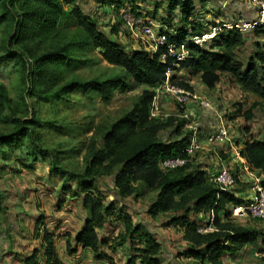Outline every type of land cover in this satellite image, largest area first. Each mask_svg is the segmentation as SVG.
I'll return each instance as SVG.
<instances>
[{"label": "trees", "instance_id": "16d2710c", "mask_svg": "<svg viewBox=\"0 0 264 264\" xmlns=\"http://www.w3.org/2000/svg\"><path fill=\"white\" fill-rule=\"evenodd\" d=\"M20 1L24 6H19ZM137 1L101 0L105 5L116 7H124L125 3H129V12L133 16L142 17ZM193 1L167 0L165 4L155 3L154 12L158 11L159 6L163 10L161 24L166 23L165 20L170 21L173 16L177 18L175 25L168 23L167 28L161 26L157 29L165 34L167 43L178 45L188 35L202 34L204 24L191 19L197 11ZM66 5L71 6L70 12L79 28V31L72 35H65L58 26ZM0 9V18L9 17L13 24L12 38L24 48L15 55L23 61L25 53L30 54L34 70H31V64L24 60L27 70L32 75L34 73L33 80H36L37 85L44 91L42 93L48 98L66 96L78 90L85 95H95L106 103L111 99L113 92L126 89L127 81L143 86L129 110L109 124H98L95 127L87 144L84 167L80 172H68L60 167L52 168L66 175L60 188L61 194L79 199L86 211L81 230L73 239L66 234L68 253L75 251L74 246L81 245L83 248H90L96 258L102 257L99 253L101 240L98 230L104 227L109 216L114 215L123 223L124 233L118 236L120 242H133L137 239L140 246L135 248V251L139 263H161L158 258L161 244L154 238L149 227L144 222L134 224L124 208H117L113 202L106 201L97 183V177L102 175L113 176L114 191L121 201L139 194L138 183L149 190H157L156 198L149 205L147 212L152 216L158 212H173L172 222L181 227L182 238L187 244L179 253L180 256L206 259L210 264H223L220 259L222 255H236L246 245L256 246L260 238L264 243L262 229L235 225L227 220L226 205L240 204L243 200L232 191L219 190L207 180L194 161L168 171L159 168L158 161L173 156L184 148L190 136L180 132L182 122H179L172 131L170 130L169 135L162 137L161 133L170 128L176 119L172 116L162 118L150 115L155 97L154 88L166 80L168 68L195 74L201 83L210 89L214 88L225 74L242 91L252 93L264 101V48H258L244 65L236 58L235 53L236 49L244 44V33L234 27H220L214 32L208 49L188 41L185 46L186 57L174 62L173 57L165 54V49L150 53L139 48L127 52L119 42L100 30L96 20L77 5V0H0ZM156 15L157 13H154L149 17L154 19ZM254 31L264 33V28L256 27ZM96 49L104 61L121 68L123 75L103 80H83L73 76L66 80V67L76 65L80 61L78 54ZM29 73L25 77L26 93H33V80L30 82L32 75L29 76ZM175 77L172 76L171 81L192 91V86L183 78L175 80ZM8 102L5 87L0 83V110L7 107ZM235 107L236 115H239L241 107L239 104ZM240 115H243L246 121L250 120L252 108ZM245 130L248 131V127ZM25 133L26 130L21 125L12 132L0 133V146L21 145V136ZM28 137L32 139V132ZM39 150L43 151L41 148ZM36 151V148H31L26 152L34 164L38 162ZM0 152L3 153V150ZM239 153L253 168L264 171V137L245 140ZM28 168L32 169L31 166ZM179 171L185 172L182 175L174 174ZM72 182H75L76 186H72ZM1 205L0 202V209ZM210 210H213L216 216V229L211 232H198L197 221L190 214L207 213ZM220 214L224 215L223 221L219 218ZM40 232L41 247L35 248L24 259V264H61L54 247V234L44 227L42 215L34 223L33 236L37 237Z\"/></svg>", "mask_w": 264, "mask_h": 264}, {"label": "rangeland", "instance_id": "374dc122", "mask_svg": "<svg viewBox=\"0 0 264 264\" xmlns=\"http://www.w3.org/2000/svg\"><path fill=\"white\" fill-rule=\"evenodd\" d=\"M166 1H137L141 18L151 21L156 31L161 26L167 28L168 23L172 25L177 23V18L173 16L170 21L165 20L166 23L161 24L163 15L161 6L158 7L157 12L153 11L155 3L165 4ZM18 4L24 6L22 1ZM193 4L197 11L193 13L191 19L204 24L198 44L206 49L211 44L214 32L217 30L215 28L220 24H239L242 21H251L255 17L254 10L246 9L244 0H194ZM77 5L96 20L100 30L119 42L125 50L148 49V44H145L141 34L135 30L133 22L137 17L129 12V3H125L124 7H116L105 5L101 0H77ZM70 10L71 6L66 5L65 12L58 21V26L65 35H72L79 31ZM244 10L247 13L245 18ZM153 12L157 15L151 19L149 16L153 15ZM250 14L253 16H248ZM131 27L134 28L133 31ZM260 27L264 28V26ZM243 33L244 44L238 47L235 53L236 58L246 65L258 48H264V33L250 28L245 29ZM13 34L14 27L10 18H0V83L4 85L9 97L8 106L0 110V133L12 132L19 125L26 130V133L21 136V145L0 146V150H3V153L0 152V202L2 203L0 237L4 235L5 240L12 235V228L17 231L19 227L27 234L30 228L32 229L37 216L42 214L44 219L47 218L38 208L43 202L45 206L53 202L52 197L55 195L52 192L56 187L60 190L66 176L52 168L60 167L68 172H80L84 167L86 147L95 127L98 124H109L119 118L131 108L132 102L143 89V86L127 81L126 89L113 92L111 99L106 103L95 95H85L78 90L66 96L48 98L42 93L44 91L37 85L36 80H33L34 73L32 75L27 70L24 60L29 62L32 66L31 70H34V62L30 59V54L26 52L23 61L15 55L24 48L21 43H17L12 38ZM186 38L190 41L193 36L188 35ZM77 58L80 61L76 65L66 67V80L73 76H78L83 80H103L123 75L121 68L110 65L101 58L98 49L78 54ZM28 73L29 76L32 75L30 82L33 80L31 83L33 93H26L25 77ZM172 76H176L175 80L183 77L192 86L193 94L196 92L198 96L208 95L210 101L217 103L216 111L232 123L233 145L241 143L248 135L257 139L264 136V101L252 93L242 91L229 76L222 75L219 83L212 91H209L195 74L184 70H169V80L166 79L154 88L157 99L154 98V107L151 106V109L159 110L158 115L154 116L162 118L172 116L176 119L170 128L161 133L162 137L169 135L170 130L172 131L179 122H182L180 126L182 134L191 136L196 131L199 135L203 147L196 156H209L215 153L228 156L229 152L235 153L236 151L229 144L224 147L203 144L202 135L211 130L216 117L214 113L203 110L198 105L195 107L197 110L195 115L185 117V114H188L185 110L193 100L186 104L175 101L167 89V81L174 83L171 81ZM236 104L241 107V113L252 108V118L246 121L243 115H240L241 113L236 115ZM246 127L248 131L245 130ZM30 132H32V139L28 137ZM173 137L176 138L175 135ZM37 147L43 151L40 152ZM31 148L37 149L38 162L36 164L26 154ZM29 166L32 169H29ZM184 172L179 171L174 174L182 175ZM97 183L106 201L113 202L117 208H124L132 220L144 222L153 232L154 238L161 244L158 256L160 264H210L206 259H192L179 255L187 244L182 238L181 227L172 222L173 212H158L154 216L147 212L149 205L156 198L157 190H149L138 183L139 194L136 197L131 195L121 201L119 197L114 198L111 193L114 190L112 175L97 177ZM71 185L76 186L75 182ZM240 185L237 179L236 188ZM74 204L79 205L75 200L67 203L73 208ZM34 206H36V211L33 209ZM75 209L77 212V208ZM114 218V215L109 216L108 220H112L109 223L113 224ZM220 219L223 221L222 218ZM229 221L243 227L262 229L264 233V221L251 216L236 217ZM15 222L18 223V227ZM115 226L119 227V225ZM135 242L132 244L134 246L132 252H136L137 239ZM262 244L264 243H259L257 246H262ZM240 254L222 255L220 259L223 264H264V250L259 251L254 247H246ZM136 256L133 255V258Z\"/></svg>", "mask_w": 264, "mask_h": 264}, {"label": "crops", "instance_id": "0c3cea01", "mask_svg": "<svg viewBox=\"0 0 264 264\" xmlns=\"http://www.w3.org/2000/svg\"><path fill=\"white\" fill-rule=\"evenodd\" d=\"M244 1L246 3L245 4L246 9H250V11L253 10L248 5L247 0H244ZM246 14L247 13L244 10V18ZM253 15H255V12ZM253 15L250 14L248 16L251 17ZM126 51L129 52V50H126ZM180 78H183V77H180ZM184 81H186V79H184ZM202 85L209 91H212L214 89V88L210 89L206 87L203 83ZM246 93H249V92H246ZM194 94L196 97L208 98V95L198 96L196 92H194ZM156 99H157V96H156ZM195 107H196L195 101H193L191 104H189V106H187L185 110V112L187 111L186 113H188L186 114L187 117L193 116L196 114L197 110L195 109ZM158 112H159L158 109L156 108L152 109L150 112V115L152 116L158 115ZM250 137H251L250 135L246 136V138L242 140L241 143H238L237 145L232 144L231 148L240 150L243 146L244 141L249 139ZM251 138L257 139L255 137L254 138L251 137ZM194 160H195L194 164L196 165V167H198V169L204 172L206 178L219 169L225 168V169L232 171L234 174H236L237 179H239V182L241 183V185L238 186L237 188L235 186L232 192L236 196L240 197L243 201L252 197L253 194L251 190V182L248 180L247 174L244 170L245 164L243 165V162L245 163L246 161L241 156L237 157L235 153H230V152L228 156L215 153L214 155L212 154L209 156L208 155L197 156ZM246 164L250 166L251 169L259 171L253 168L247 162ZM52 193L55 195L54 197H52L53 202L46 206H45V203L43 202L41 207H39L38 209L44 212V214L47 216V218L44 219V227L49 232L54 234V247H55L58 259L61 262V264H132V263H139L138 257L133 259V255H136L137 253L132 252L133 251L132 247H134L132 246V244L135 242L136 239L133 242H130L129 240L120 242V238L118 236L124 233L123 223L116 218L113 219V224L109 223L112 218L109 220L107 219L104 224V227L98 230V235L101 240V244L99 245V253L102 254V257L96 258L94 255V252L90 248H83L81 245L74 246V248H76L75 251L73 253H68V251L66 250V234H69L70 238L73 239L76 233L81 230L85 222L86 211L83 208L81 201L79 199L72 198V197H69L68 195L61 194L60 190H58L57 187L55 188V191ZM111 193L114 196V198L118 197V195L116 194L114 190L111 191ZM248 193H249V196H247ZM74 200L77 201L79 205L74 204V208L71 205H67V203H71ZM75 208H77L78 210L77 212L75 211L76 210ZM119 208L121 209V207ZM33 209L36 211V206H34ZM31 210L32 209H30V211ZM25 214H27V212H25ZM190 215L198 223H200V221H203L201 219L202 217L201 213L192 212ZM39 216H37L36 218H38ZM138 222L140 221L133 220L134 224ZM18 223L15 222V225L17 227H18ZM34 223H33L32 229L30 228L27 234H25L18 227L17 231H15V229L12 228L11 231H13V233L10 236V238H7V240H5L4 235L0 237V264H24V259L28 257L35 248L41 247L42 233L40 232L37 237L33 236ZM115 225H119V227H116ZM259 243H262L261 238L258 241L257 245H259ZM257 245L256 246L246 245L237 254L241 255L240 253L246 247L264 249V244H262V246H257ZM138 246L140 245L137 244L136 247Z\"/></svg>", "mask_w": 264, "mask_h": 264}, {"label": "built area", "instance_id": "2783aa9c", "mask_svg": "<svg viewBox=\"0 0 264 264\" xmlns=\"http://www.w3.org/2000/svg\"><path fill=\"white\" fill-rule=\"evenodd\" d=\"M248 5L254 10L255 17L251 21H242L241 23L235 24H221L215 29L219 30L220 27L225 28H237L242 32L245 29H255L259 26H264V0H247ZM135 30H137L145 44H148V52H156L159 49H165L166 55L171 56L174 58V62L183 60L186 55V43L189 41L187 38L181 42L180 44H171L167 43L166 36L164 33H160L153 28V24L151 21H147L144 18L137 17L134 20ZM133 31L134 28H130ZM190 41L194 43H198L201 38L197 35H192ZM165 54L162 55L164 58ZM169 70L168 68L166 71V79L169 77ZM167 89L180 104H186L191 102V100L196 102L199 108L206 110L210 113H214L215 120L211 126V130L206 132L202 135V142L203 144L207 145H218L224 147L225 145L232 146L233 142V135L232 134V123L222 117L215 109L217 103L210 101L208 98L205 97H196L191 91L186 90L175 83H170L167 81ZM156 97V96H155ZM154 97V98H155ZM154 100L152 102V107H154ZM152 110V109H151ZM151 112V111H150ZM185 117L187 115L185 114ZM202 144L200 143V138L197 132L191 134L189 138L188 144L180 149L175 155L168 156L162 158L158 161L159 168L163 171L172 170L175 168L183 167L189 161H194L197 157L196 154L202 148ZM235 155L237 157L240 156L239 150L235 151ZM245 164V165H244ZM245 166V172L247 174L248 180L251 182V190H252V197L243 201L240 204H228L225 207V211L228 212L227 220H231L232 218H239V217H247L251 216L252 218L264 221V171H256L250 168L243 162ZM207 180L214 184L219 190L222 191H232L236 185L237 177L232 171L228 169H219L212 173L210 176L207 177ZM200 223L197 222V230L198 232L205 233L214 231L215 225V213L213 210H210L207 213H201ZM219 218H224L223 214L219 215ZM138 264V263H132Z\"/></svg>", "mask_w": 264, "mask_h": 264}, {"label": "bare ground", "instance_id": "6f19581e", "mask_svg": "<svg viewBox=\"0 0 264 264\" xmlns=\"http://www.w3.org/2000/svg\"><path fill=\"white\" fill-rule=\"evenodd\" d=\"M155 99H156V97H155Z\"/></svg>", "mask_w": 264, "mask_h": 264}]
</instances>
